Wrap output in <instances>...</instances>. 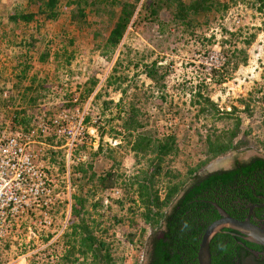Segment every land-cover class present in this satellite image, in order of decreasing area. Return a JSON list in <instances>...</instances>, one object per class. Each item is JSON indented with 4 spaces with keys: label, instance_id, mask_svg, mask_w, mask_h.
<instances>
[{
    "label": "rangeland",
    "instance_id": "rangeland-1",
    "mask_svg": "<svg viewBox=\"0 0 264 264\" xmlns=\"http://www.w3.org/2000/svg\"><path fill=\"white\" fill-rule=\"evenodd\" d=\"M153 1L162 6L156 16L143 8ZM62 2L56 20L39 15L16 24L8 16L27 0H0V134L23 118L28 120L23 126H30L42 110L52 117L68 109L73 121L85 122L82 141L48 136L45 144H35L44 148L55 178L53 203L17 219L2 241L0 264H56L64 253V234L77 220L72 195L81 185L89 193L86 217L112 243L116 263L140 264L148 260L154 229L140 215L131 182L146 168L147 158L135 154L127 133H119L123 121L134 105L155 137L175 132L179 151L166 158L164 167L184 177L207 157V135L234 122L211 108L200 111V91L221 110L237 106L232 116L242 118L236 141L244 145L218 157L217 168L264 157V9L256 0H231L223 15L208 13L186 25L174 19L172 0H141L121 42L107 52L121 5L108 0L99 13L89 6L86 20L73 22L75 4ZM252 34L255 38L246 43ZM236 47L246 50L247 61L229 65L226 57ZM154 62L158 71L152 78L147 68ZM208 164L199 173L208 172ZM80 166L86 172H79ZM108 171L117 175V184L102 190L90 176ZM171 178L161 176L157 183L162 196Z\"/></svg>",
    "mask_w": 264,
    "mask_h": 264
},
{
    "label": "trees",
    "instance_id": "trees-1",
    "mask_svg": "<svg viewBox=\"0 0 264 264\" xmlns=\"http://www.w3.org/2000/svg\"><path fill=\"white\" fill-rule=\"evenodd\" d=\"M62 1L27 0V5H17L8 18L16 24L30 23L38 19L39 15L47 20H56L61 14ZM111 1L114 4H120L121 9L107 39V52L113 51L121 42L141 0ZM230 1L172 0L175 3L174 19L187 25L191 24L197 16H204L208 13L223 15L228 11ZM256 2L259 3L258 9L262 11L264 0H256ZM67 3L75 4L71 19L73 22H78L82 19L86 20V10L89 6L94 12L99 13L103 10L101 5L108 3V0H68ZM32 5H37L38 10H29ZM148 7L151 14L156 16L162 6H157V3L153 1L143 5V8ZM254 38L255 34H252L246 43H251ZM44 58L45 55L41 59L44 60ZM246 61L247 53L244 48L236 47L226 57V63L229 65L237 66L240 62L245 63ZM157 71L156 62L147 68V74L152 78L156 77ZM196 94L202 99L199 103L204 104L200 111L204 112L206 108H211L215 110L217 117H233L234 122L219 133L207 135V157L191 166L184 177L164 167L166 158L179 151L175 132L155 137L142 119L141 110L134 105H131L129 115L124 119L119 132H125L130 137L128 141L136 155L147 158L146 168L140 174L134 175L131 182L135 186L137 199L134 202L141 209L140 215L145 223L154 229L146 264H199L198 250L203 233L211 222L220 217L215 203L230 215L235 216L231 203L237 199L239 194L237 190L240 188L248 191L250 187L248 182L251 181H258L261 186H264L263 157L256 156L249 163L237 160L235 167L229 170L199 173L206 164L243 146L244 143L236 141L242 124L241 116H232L238 110L237 106H233L232 110H221L210 96H204L200 91ZM248 107L246 104V108ZM17 119L18 112L16 111L15 120ZM19 121H22L23 125L28 122L25 118ZM102 147L100 150L103 149ZM78 171L86 172L83 166H80ZM164 175H170L172 178L168 179L165 194L162 196L157 183ZM94 177L102 190L111 189L117 184L118 177L112 171L101 175L91 174L90 178ZM88 201V191H85L84 185L79 186L78 192L72 195L71 204L72 213L77 220L69 225L64 234V253L57 256L56 264H117L114 260L112 243L98 234L100 229L90 224L86 217L89 211ZM94 206L97 207L96 204ZM170 206L172 208L168 211ZM223 230L234 231L229 228ZM223 230L218 232L211 242L212 264H245L250 255L246 245L250 243L246 240L243 244L238 243L236 237Z\"/></svg>",
    "mask_w": 264,
    "mask_h": 264
},
{
    "label": "built area",
    "instance_id": "built-area-1",
    "mask_svg": "<svg viewBox=\"0 0 264 264\" xmlns=\"http://www.w3.org/2000/svg\"><path fill=\"white\" fill-rule=\"evenodd\" d=\"M213 57V56H212ZM84 118L73 121L70 110L49 116L46 110L33 118L30 126H14L0 134V249L2 241L27 210L49 207L55 196V178L44 160L43 143L53 139L82 141L85 138ZM7 132V133H6ZM45 214L48 211L45 210ZM140 264H146L142 258Z\"/></svg>",
    "mask_w": 264,
    "mask_h": 264
},
{
    "label": "flooded vegetation",
    "instance_id": "flooded-vegetation-1",
    "mask_svg": "<svg viewBox=\"0 0 264 264\" xmlns=\"http://www.w3.org/2000/svg\"><path fill=\"white\" fill-rule=\"evenodd\" d=\"M252 158L241 162L249 163ZM235 165L236 162H234V164L230 168L220 170H229L234 168ZM248 184L250 185L249 190L245 191L239 188L237 190L239 193L237 199L233 200L231 203L233 205L232 210H235V216L233 217H236L241 220L247 219L249 217L251 222L264 229V186H261L258 181H251L248 182ZM223 231L230 233L234 237H236L238 243L243 244L244 240L250 243V245H246V249L250 252V255L246 259L245 264H264L263 245L251 242L243 238L242 234L238 231Z\"/></svg>",
    "mask_w": 264,
    "mask_h": 264
},
{
    "label": "water",
    "instance_id": "water-1",
    "mask_svg": "<svg viewBox=\"0 0 264 264\" xmlns=\"http://www.w3.org/2000/svg\"><path fill=\"white\" fill-rule=\"evenodd\" d=\"M221 159L222 158H217L215 161L217 162ZM215 161L206 166L208 172L220 170L217 168L219 164L213 167ZM221 169L228 168L224 167ZM215 205L220 213V217L211 222L203 233L200 248L198 250L199 264H212L211 242L214 236L224 228L238 231L242 234L243 238L264 246V229L262 227L251 222L249 217L244 220L238 219L230 215L217 203H215Z\"/></svg>",
    "mask_w": 264,
    "mask_h": 264
},
{
    "label": "bare ground",
    "instance_id": "bare-ground-1",
    "mask_svg": "<svg viewBox=\"0 0 264 264\" xmlns=\"http://www.w3.org/2000/svg\"><path fill=\"white\" fill-rule=\"evenodd\" d=\"M222 161L220 160V161H217V162H215L214 164H213V167L214 166H216V164H218V163H221Z\"/></svg>",
    "mask_w": 264,
    "mask_h": 264
},
{
    "label": "clouds",
    "instance_id": "clouds-1",
    "mask_svg": "<svg viewBox=\"0 0 264 264\" xmlns=\"http://www.w3.org/2000/svg\"><path fill=\"white\" fill-rule=\"evenodd\" d=\"M146 263H147V261H146Z\"/></svg>",
    "mask_w": 264,
    "mask_h": 264
}]
</instances>
